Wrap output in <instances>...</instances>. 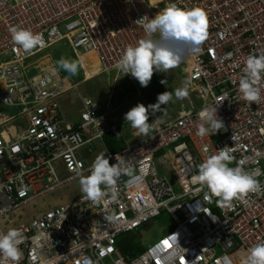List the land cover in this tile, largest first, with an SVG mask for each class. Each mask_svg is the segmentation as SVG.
<instances>
[{"label":"built area","instance_id":"1","mask_svg":"<svg viewBox=\"0 0 264 264\" xmlns=\"http://www.w3.org/2000/svg\"><path fill=\"white\" fill-rule=\"evenodd\" d=\"M172 3L206 15L202 51L182 61L199 107L191 106L119 153L106 150L109 163L123 158L126 170L116 188L104 189L103 201L94 203L64 189L89 174L93 162L84 152L93 153L95 141L103 145L115 122L89 98L81 100L78 122L63 121L65 94L51 84L53 73L30 76L36 61H27L62 43L78 59L95 55L101 71H118L126 47L145 37L142 24L154 17L155 6L147 0H0V232L20 230L19 264H240L248 248L264 242V78L258 104L248 105L238 89L246 58L264 54V0H161L158 5ZM14 27L40 34L42 43L19 48L12 40ZM49 73L50 78L43 76ZM208 107H217L224 129L200 138L199 113ZM224 147L233 157L229 166L251 174L261 191L219 203L194 179L200 163ZM170 149L180 156L181 169H188L186 187L172 171L178 191L154 165ZM59 191L56 199L64 201H48L30 221L8 219ZM164 211L174 226L137 258L119 256L117 236Z\"/></svg>","mask_w":264,"mask_h":264},{"label":"clouds","instance_id":"2","mask_svg":"<svg viewBox=\"0 0 264 264\" xmlns=\"http://www.w3.org/2000/svg\"><path fill=\"white\" fill-rule=\"evenodd\" d=\"M142 27L145 37L135 46H127L115 65L124 75L130 74L136 79L141 87L148 86L154 72L165 73L181 64L185 57L200 53L201 45L207 38L205 12L200 8L183 9L175 3L161 9L154 17H148ZM11 32L14 44L24 50H31L42 43L41 35L29 29L14 27ZM154 34H158V37L154 38ZM58 65L70 75L77 74L81 67L78 60L61 59ZM243 71L245 75L238 82L242 99L248 105L251 102L258 104L261 100L258 85L264 78V54L249 55ZM161 83L166 81L162 80ZM188 84L189 81H185L183 87L175 91L176 99L188 96ZM171 100L173 94L165 91L158 94L154 104L145 106L137 103L124 114V119L137 133L148 137L156 121L150 123L149 116L161 112V106H166ZM199 118L196 135L200 138L210 137L224 129V123L217 115V107L203 109ZM232 160L228 148L224 147L202 161L194 177L200 185L207 187L210 195L220 198L219 203L243 199L248 193L259 192L262 188L258 180L241 167H230ZM125 163L120 158L117 163L110 164L105 153L99 154L93 161L89 174L80 178L81 192L92 202L101 203L106 195L104 189L116 188L118 179L126 170L123 166ZM115 194L113 191V196ZM22 243L24 239L20 230L0 232V264H19L22 257L19 246ZM240 264H264V242L248 248L241 255Z\"/></svg>","mask_w":264,"mask_h":264},{"label":"rangeland","instance_id":"3","mask_svg":"<svg viewBox=\"0 0 264 264\" xmlns=\"http://www.w3.org/2000/svg\"><path fill=\"white\" fill-rule=\"evenodd\" d=\"M163 9L162 5H156L154 9H151V11L154 13V16L158 11ZM82 52L79 51L77 55H81ZM44 55L43 57L39 58L40 56ZM48 57L50 59L51 63V68H56L60 71H64L62 68L59 67L58 61L61 59H66V60H78L76 58V55L68 48L65 47L64 44L58 43L54 45L52 48L44 51L43 53L37 55L36 57L28 60L27 62H30L34 59L36 62L33 63L32 68H39V69H46L48 67V63L44 64L41 63V67H38V63L45 58ZM95 59L92 58H87V61L85 65L90 64ZM80 62V61H79ZM184 63L179 64L177 67L172 68L168 70L167 72L163 73H155L153 74L150 83L148 84L147 87H141L138 83V81L134 78H129L127 75H124L120 70L119 72V78L117 79V85H120V81H127L130 82L131 80L134 83H137V90L138 88L140 89L139 92H137L136 96H138L141 99H143V102H150L151 104L156 102L158 94H161L165 91H168L173 94V100L169 101V103L165 106L163 105V108L160 111L156 112L155 114L159 113H167L165 114V118L169 119H175L177 116V111L175 110H170L169 106L174 107L175 104L181 101V99H176L175 97V91L177 89H180L183 87L185 80V76L182 72L183 70ZM53 68V69H54ZM92 67L90 66L89 69ZM55 69V70H56ZM81 67L78 70L77 74L75 75H70L66 71H64L66 78L68 79L70 85H72L73 89L69 91L67 94L64 95V99L61 103V116L62 120L66 121L68 120L69 122H78V112L80 110V105H81V100L83 98L91 97L89 99L96 100L101 103V100L103 101V98L106 97L107 92L111 91L110 88L108 89L109 85L113 84V80L116 78L115 76L112 77V72H103L101 71L99 75L94 77L93 79H87V82H83L85 76H82L81 74ZM116 72V71H113ZM38 72H31L30 76L36 75ZM62 74V73H61ZM63 75V77L65 76ZM112 79V80H111ZM164 80L166 83L162 84L161 81ZM109 84V85H108ZM75 86V87H74ZM117 89V88H116ZM113 91H116L113 89ZM144 92V93H143ZM189 97L192 99V101L195 102V94L194 92L189 90ZM170 104V105H169ZM179 104V103H178ZM176 107V106H175ZM177 110V109H176ZM7 114H13L14 111L11 109H6L5 110ZM154 114V115H155ZM92 149H94V152L89 155L91 162H93L96 157L101 154L105 153L104 148L102 143L99 141H95L92 143ZM169 153L170 155H174L175 157H178V155L174 154L172 150H167L166 153L155 160L154 165L155 168L157 169L158 173H161L166 176V178L169 181V184L171 187L175 190L178 191L180 189V184L178 183L177 179L172 175V170L176 173V168L173 166L171 159L172 157L167 155ZM166 155L168 156V160H166ZM178 176V175H177ZM71 192L73 195H79L83 194L81 192V186H80V179L77 180L75 183L71 184L69 187L64 189V191ZM61 191L57 192L56 195H53L49 197L47 200L44 201H36L28 206L24 207L23 209L14 212L12 215L9 216L10 222H16V223H21V222H27L30 221L31 218H34L37 216L38 211L41 208H46V204L48 201H54V204L58 202H63L64 199L61 197L59 199H56ZM174 226L172 219L170 218L169 214L167 212H161L160 215L152 219L151 221L144 223L141 225L139 228L133 230L131 233L128 234H121L117 236L116 238V243H117V252L119 256L122 258H129V259H135L137 258L144 250H146L149 246L153 245L159 238L164 235L169 229H171Z\"/></svg>","mask_w":264,"mask_h":264},{"label":"crops","instance_id":"4","mask_svg":"<svg viewBox=\"0 0 264 264\" xmlns=\"http://www.w3.org/2000/svg\"><path fill=\"white\" fill-rule=\"evenodd\" d=\"M49 61H50V59H49ZM112 74H113L112 77L115 76L116 81L114 79L112 85L108 84L109 87H107V88L108 89L110 88L111 91L107 92V95H105L106 97L103 98V101L101 100V105L103 106V111H104L105 115L109 119H111L115 122V128L118 129L120 131V134L124 137L125 144H129V143H132V142L136 141L137 139L143 138L145 136L137 133L134 129L131 128L129 122L125 121L124 114L130 108L135 106L137 103H142L145 106H147L151 103L150 102H148V103L143 102V99H141L139 97L140 93H138V96H136L137 92L140 91L139 88H138L139 91L137 90V85H138L137 83H134L132 80L130 82L123 80V81H120L121 86H118L116 83H117V79L119 78V75H118L119 72H117V71L112 72ZM127 76L129 78H133V77H131L130 74H127ZM113 89L116 91H113ZM87 98H91V97H87ZM178 103L176 104L174 102L176 107L175 106L174 107L169 106L170 108H168L170 110L177 111V115L180 114L181 112H185V111L189 110L191 106H194L195 108L199 107V102L197 100H195V102L192 101V99L189 97V95L186 98L181 99V101ZM161 107H163V105ZM165 114H167V113L162 112L159 114L149 116V122L150 123L153 122L154 120H156L155 123L153 124V131L152 132H154V130L156 128H158L159 126H162V125L174 120V119L165 118V116H164ZM103 148H104V151L106 152V148L104 145H103ZM84 153H85L84 155L88 159V161H92V160H90V157H89L90 154L87 153L86 151ZM166 160H168V156H166Z\"/></svg>","mask_w":264,"mask_h":264},{"label":"bare ground","instance_id":"5","mask_svg":"<svg viewBox=\"0 0 264 264\" xmlns=\"http://www.w3.org/2000/svg\"><path fill=\"white\" fill-rule=\"evenodd\" d=\"M147 1L151 4V6H156L157 4H159L161 2V0H147ZM44 51H42L41 53H43ZM41 53H39V54H41ZM39 54H37V55H39ZM37 55L33 56L32 58L36 57ZM43 56L44 55L38 57V59L43 57ZM87 58H92V59H95V60L90 62V64L85 65V63L88 62ZM34 60H37V59H34ZM79 61L81 63V71H82L81 74H82V76H85V78L84 77L82 78V79H84L83 82H85V81L87 82V79H91V78L93 79L94 77H96L97 75L100 74V72H101V70L99 69L100 66L98 65V61H97V58H96L95 55L89 54L87 56L80 57ZM41 63H44V64L48 63V68L41 70V69H39L37 67L36 68H32V66H30L29 67V73L35 71V72H38L36 75H42L43 73H46V72L50 71V72L53 73L52 76H54L52 78V80H50V81H52L51 84H54L53 86L58 87L59 90H60V93L62 92V94H66L69 91H71V89H73L72 85H70V83H69V81H68V79L66 77H64L62 79L61 77L56 76V72H55V70L53 68H51V64H50V61H49L48 57L43 58L40 61V63H38L39 64L38 67L42 66ZM90 66L92 67L91 69H89ZM36 75H34V76H36ZM43 76H47V77L50 78L51 77V73L45 74ZM45 80H46V78H45ZM178 152L180 154V150H178ZM167 155L172 157L171 162H172L173 166L176 168V173H177V175L179 177V180H180V182H182V184H184L182 186L186 187L187 184L184 182L185 180H184L183 174H185V175L188 174V169L187 168L181 169L182 160L180 159V156L179 157H175L174 155L172 156L169 153H167Z\"/></svg>","mask_w":264,"mask_h":264},{"label":"trees","instance_id":"6","mask_svg":"<svg viewBox=\"0 0 264 264\" xmlns=\"http://www.w3.org/2000/svg\"><path fill=\"white\" fill-rule=\"evenodd\" d=\"M61 73L62 75H65L64 71H61ZM64 77H66V75ZM103 145L105 146L106 150L111 154L119 153L126 146L124 137L120 134V131L116 128L110 131L109 133H107L103 137ZM162 154L163 152H159L158 154H156V157H159Z\"/></svg>","mask_w":264,"mask_h":264},{"label":"snow or ice","instance_id":"7","mask_svg":"<svg viewBox=\"0 0 264 264\" xmlns=\"http://www.w3.org/2000/svg\"><path fill=\"white\" fill-rule=\"evenodd\" d=\"M167 243V242H166Z\"/></svg>","mask_w":264,"mask_h":264}]
</instances>
